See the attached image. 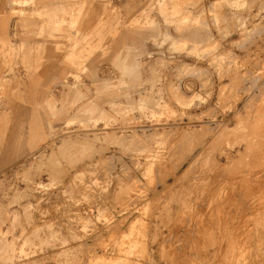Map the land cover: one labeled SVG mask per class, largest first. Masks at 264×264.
I'll return each instance as SVG.
<instances>
[{"label": "rangeland", "instance_id": "rangeland-1", "mask_svg": "<svg viewBox=\"0 0 264 264\" xmlns=\"http://www.w3.org/2000/svg\"><path fill=\"white\" fill-rule=\"evenodd\" d=\"M0 264H264V0H0Z\"/></svg>", "mask_w": 264, "mask_h": 264}, {"label": "bare ground", "instance_id": "bare-ground-1", "mask_svg": "<svg viewBox=\"0 0 264 264\" xmlns=\"http://www.w3.org/2000/svg\"><path fill=\"white\" fill-rule=\"evenodd\" d=\"M256 78V77H255ZM254 97V96H253ZM248 102V101H247ZM216 127V126H215ZM156 128V127H155ZM133 129V128H132ZM50 147V146H49ZM225 149V148H224ZM225 175V174H224ZM239 180V179H238ZM229 194V193H228ZM226 198V197H225ZM245 202V201H244ZM212 206V205H211ZM211 206H210V208H211ZM246 207V206H245ZM251 207V206H250ZM220 208H222V207H220ZM215 209V208H214ZM234 212V211H233ZM196 220H197V218H196ZM193 225V224H192ZM110 227H112V226H110ZM118 227V226H117ZM191 227V226H190ZM147 228H148V226H147ZM112 229V228H111ZM118 231V230H117ZM122 232V231H121ZM148 232V231H147ZM202 233V232H201ZM115 234V233H114ZM192 234V233H191ZM147 235V234H146ZM111 236V235H110ZM114 236V235H113ZM170 236V235H169ZM112 237V236H111ZM168 237V236H167ZM99 238V237H98ZM217 238V237H216ZM166 239V238H165ZM197 239V238H196ZM163 240V239H162ZM99 241V240H98ZM217 242V241H216ZM83 244V243H82ZM91 251V250H90ZM70 253V252H69ZM109 255V254H108ZM192 256V255H191ZM195 256V255H194ZM73 261V260H72Z\"/></svg>", "mask_w": 264, "mask_h": 264}]
</instances>
